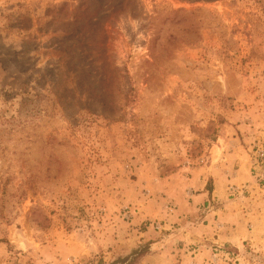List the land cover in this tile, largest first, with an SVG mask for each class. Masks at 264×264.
Listing matches in <instances>:
<instances>
[{"label": "rangeland", "instance_id": "rangeland-1", "mask_svg": "<svg viewBox=\"0 0 264 264\" xmlns=\"http://www.w3.org/2000/svg\"><path fill=\"white\" fill-rule=\"evenodd\" d=\"M0 264H264V0H0Z\"/></svg>", "mask_w": 264, "mask_h": 264}, {"label": "crops", "instance_id": "crops-1", "mask_svg": "<svg viewBox=\"0 0 264 264\" xmlns=\"http://www.w3.org/2000/svg\"><path fill=\"white\" fill-rule=\"evenodd\" d=\"M206 168H208L207 167V165H206ZM205 171V170H204ZM206 171H207V174L209 175V171L206 169ZM200 173H203V170L201 171V170H199L198 172H193V174H192V177L190 178L191 180H193V179H195V180H199V177H200ZM203 181V180H202ZM199 183V185H200V188H202L203 187V185H204V181L203 182H198ZM190 194V198L192 199V202H194V203H196V202H198V201H202V200H204L205 198H207V193H198V194H193L192 192H190L189 193ZM189 199V198H188Z\"/></svg>", "mask_w": 264, "mask_h": 264}]
</instances>
